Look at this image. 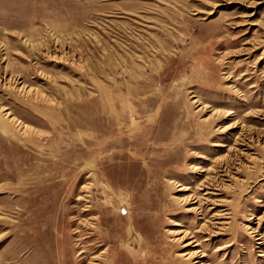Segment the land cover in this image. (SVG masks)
<instances>
[{
    "label": "rangeland",
    "instance_id": "374dc122",
    "mask_svg": "<svg viewBox=\"0 0 264 264\" xmlns=\"http://www.w3.org/2000/svg\"><path fill=\"white\" fill-rule=\"evenodd\" d=\"M0 264H264V0H0Z\"/></svg>",
    "mask_w": 264,
    "mask_h": 264
},
{
    "label": "bare ground",
    "instance_id": "6f19581e",
    "mask_svg": "<svg viewBox=\"0 0 264 264\" xmlns=\"http://www.w3.org/2000/svg\"><path fill=\"white\" fill-rule=\"evenodd\" d=\"M186 189H188V188H186Z\"/></svg>",
    "mask_w": 264,
    "mask_h": 264
}]
</instances>
